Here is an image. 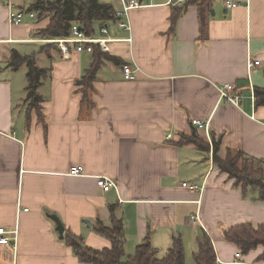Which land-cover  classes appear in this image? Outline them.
I'll use <instances>...</instances> for the list:
<instances>
[{
  "label": "crops",
  "instance_id": "1",
  "mask_svg": "<svg viewBox=\"0 0 264 264\" xmlns=\"http://www.w3.org/2000/svg\"><path fill=\"white\" fill-rule=\"evenodd\" d=\"M139 1L129 12L130 32L118 21L108 24L107 37L117 40L107 53L124 63L105 60L85 89L94 52L65 57L57 46L49 56L41 48L50 42L38 32L50 18L25 15L12 24L10 11L25 2L0 0V225L12 231L10 244L0 246V264H88L60 238L51 215L85 245L102 249L111 241L94 226L111 224V206L124 222L128 255L148 233L162 256L181 237L188 264L204 230L219 264H264L263 246L244 255L224 233L264 224V200L256 191L244 195L213 161L214 141L222 159L238 150L264 159V106L253 95L264 87V0H214L204 26L192 5L173 29V7L184 0ZM120 3L110 4L119 10ZM14 50L48 57L42 68L49 77L39 87L43 121L35 111L27 119L24 74L8 66ZM249 56L261 65L249 70ZM124 64L135 70L131 79ZM224 84L234 86L239 106L221 100ZM194 119L207 130L195 128ZM183 135L198 136L210 150L179 143ZM74 165L82 175L69 173ZM99 176L116 179L118 189L104 192Z\"/></svg>",
  "mask_w": 264,
  "mask_h": 264
},
{
  "label": "trees",
  "instance_id": "2",
  "mask_svg": "<svg viewBox=\"0 0 264 264\" xmlns=\"http://www.w3.org/2000/svg\"><path fill=\"white\" fill-rule=\"evenodd\" d=\"M214 0H184L181 6L173 7L171 15V28L176 26L177 20L192 5L198 7L199 18L204 26L207 17L213 8ZM30 10L36 13L37 18L49 17V25L38 32L39 35L48 39L67 37L70 34L74 23L79 24L88 34L96 33L95 24L106 25L116 23V9L110 3H103L99 0H38L30 5ZM57 48L55 43L50 42L42 46L41 51L50 56V51ZM94 61L84 76L85 89L92 87V81L105 60L116 64L124 63L120 58L110 56L102 52L98 46L94 47ZM92 52V53H93ZM22 64H27L28 86L26 89L27 119H30V112L35 111L39 120L43 121L42 103L43 96L39 93V87L49 77V69L39 67L36 64L34 55H22L14 50L9 62V67L17 70ZM86 90L84 100H89ZM254 101L256 106H264V87H254ZM179 143H194L199 149L210 150L198 136H182ZM219 141L213 142V161L221 172H227L235 179L236 185H241L243 194L249 190L258 193V199L264 200V159H258L245 154L242 150L229 151L225 159L217 155ZM114 207L111 206V224L105 225L98 220L94 229L111 241L110 247L102 249L90 247L84 244L81 236L66 230L64 240L71 246L79 261L88 264H186L185 247L181 237H174L170 248L164 256H160L157 248L150 242L149 233L137 246L133 255L125 252V229L122 219L115 215ZM225 238L235 243L240 252L248 254L258 246L264 247V224L255 226L251 222L232 226L225 230ZM193 259L196 264H219L217 254L210 236L204 230L197 236L196 248L193 252ZM264 259V253L261 255Z\"/></svg>",
  "mask_w": 264,
  "mask_h": 264
},
{
  "label": "built area",
  "instance_id": "3",
  "mask_svg": "<svg viewBox=\"0 0 264 264\" xmlns=\"http://www.w3.org/2000/svg\"><path fill=\"white\" fill-rule=\"evenodd\" d=\"M122 8L116 10V16L118 17V26L124 30L131 31L132 26L129 21V12L131 9L140 7L143 5L139 0H121ZM10 4V1H9ZM230 6H235L234 3H229ZM25 15H29L31 18L36 17V13L33 11H28L26 9H19L17 12L10 11L9 20L12 24H20L23 22ZM109 32V26L101 25L99 28V35L92 34L88 35L82 27L74 23L71 27L70 34L67 37L57 38V39H48L49 42L56 43L58 49L63 56H69L73 51L76 52H90L94 51V47L98 46L101 51L109 52L110 43L117 40L107 37ZM131 37L128 38V41H131ZM261 61L255 59L252 56H249L248 67L249 70H252L255 66H260ZM134 69L130 64L123 65V72L126 79H131L133 77ZM254 95V94H253ZM220 98L228 104H234L239 106L241 104V97L235 92V88L232 84H224L220 87ZM192 124L195 128L206 129L208 124L202 122L201 120L194 119ZM69 173L74 176H80L83 174V167L79 165H74L70 168ZM98 186L104 191L108 192L111 189H118V182L116 179L107 176H99L97 178ZM183 186L189 187L190 189H198L197 185L183 183ZM9 231L5 226L0 225V246H7L10 244Z\"/></svg>",
  "mask_w": 264,
  "mask_h": 264
},
{
  "label": "rangeland",
  "instance_id": "4",
  "mask_svg": "<svg viewBox=\"0 0 264 264\" xmlns=\"http://www.w3.org/2000/svg\"><path fill=\"white\" fill-rule=\"evenodd\" d=\"M38 0H24L25 2V9L28 11H30V5L34 2H36ZM50 1H54V0H50ZM100 2H108V3H112L115 7H121V3H120V0H99ZM96 28V27H95ZM97 28H96V32H97ZM55 45L57 46V44L55 43ZM35 49V48H34ZM40 49V47H39ZM24 53V52H23ZM33 50L31 52H27V54L31 55L33 54ZM40 52H36L35 56L37 55V58L36 59V63L38 66L40 67H46L48 64H49V60H48V57L45 55V53L43 54H39ZM20 72H22V75L24 74V83H25V86H24V93H25V98H26V89H27V86H28V77H27V73H28V66L27 64H22L20 67ZM24 98V99H25ZM26 101V100H25ZM162 253H160V256L162 257ZM189 263L188 264H195L194 262V259L192 258H189Z\"/></svg>",
  "mask_w": 264,
  "mask_h": 264
},
{
  "label": "water",
  "instance_id": "5",
  "mask_svg": "<svg viewBox=\"0 0 264 264\" xmlns=\"http://www.w3.org/2000/svg\"><path fill=\"white\" fill-rule=\"evenodd\" d=\"M212 15H214L215 10H211ZM194 134H196V130L194 129ZM51 218L56 222L57 226H56V230L59 232L60 234V238L63 239L64 238V232H65V226L63 225V223L61 222V220L55 216V215H51ZM86 223L90 226L91 223L86 221Z\"/></svg>",
  "mask_w": 264,
  "mask_h": 264
}]
</instances>
